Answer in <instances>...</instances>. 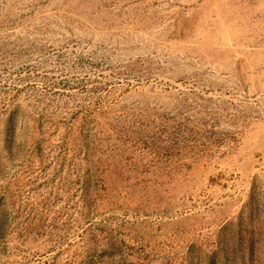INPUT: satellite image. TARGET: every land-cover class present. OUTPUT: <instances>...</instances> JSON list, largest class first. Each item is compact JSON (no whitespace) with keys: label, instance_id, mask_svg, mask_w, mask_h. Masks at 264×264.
Segmentation results:
<instances>
[{"label":"rangeland","instance_id":"374dc122","mask_svg":"<svg viewBox=\"0 0 264 264\" xmlns=\"http://www.w3.org/2000/svg\"><path fill=\"white\" fill-rule=\"evenodd\" d=\"M0 264H264V0H0Z\"/></svg>","mask_w":264,"mask_h":264}]
</instances>
